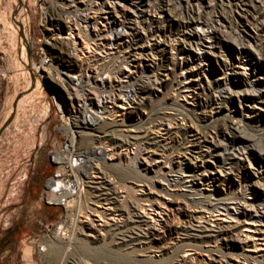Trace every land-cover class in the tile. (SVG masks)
Instances as JSON below:
<instances>
[{"label": "bare ground", "instance_id": "obj_1", "mask_svg": "<svg viewBox=\"0 0 264 264\" xmlns=\"http://www.w3.org/2000/svg\"><path fill=\"white\" fill-rule=\"evenodd\" d=\"M51 8L53 15L48 18L63 22L72 36L64 41L56 38L53 45L91 54L81 60L77 74L56 75L71 89L75 122L79 121L69 126L71 143L76 135L89 142L82 154L87 161L80 155L75 159L87 166L83 178L88 180L94 207L85 208L79 201L76 185L84 181L79 176L75 182L47 184L49 202L77 204L88 218L75 222L73 230L67 222L59 224L55 241L42 249L48 252L49 264H190L193 258L180 253L191 249L207 253V264H264V250L256 255L238 252L244 246L258 249V241L264 243V130L256 133L252 123L256 110L264 108V0H51ZM246 15V23L240 22ZM160 16L176 25L173 40L171 33L155 25L154 18ZM247 23L259 31L254 46L243 35L246 31H240ZM24 27V22L19 25L21 35ZM163 35L174 42L180 62H168L159 41ZM25 47L20 49L23 58ZM104 50L105 57L97 55ZM145 57H151L152 73L134 74L130 64L141 65ZM161 70L173 74L172 98L151 107L136 128L131 126L136 130H120L133 125L124 119L105 118L113 112L110 104L119 101L118 107L124 109L140 94L150 95L161 86ZM193 90L204 98L197 108L178 102ZM26 97H19L16 107ZM235 100L242 109L241 119L233 115L235 107H228ZM223 112L229 119L217 121L216 114ZM172 125L179 139L164 141L153 133L163 129L170 134ZM72 156L55 158L61 171L76 165ZM252 176L258 186L250 181ZM155 179L160 183L157 189ZM216 182L229 191L209 190ZM166 197L171 202L179 199L192 213L183 212L185 225L168 227L169 236L180 238L161 248L154 239ZM183 206L178 205V212L184 211ZM215 215L235 224L225 225L222 220L210 229L208 223ZM240 225L256 232L246 236L254 238L251 246L240 238ZM70 232L80 242L68 241ZM135 243L144 249L142 255L120 251ZM154 248L161 249L160 256L147 254Z\"/></svg>", "mask_w": 264, "mask_h": 264}, {"label": "rangeland", "instance_id": "obj_2", "mask_svg": "<svg viewBox=\"0 0 264 264\" xmlns=\"http://www.w3.org/2000/svg\"><path fill=\"white\" fill-rule=\"evenodd\" d=\"M219 1L227 3L228 1L237 2L239 0ZM18 2L17 0H0V15L2 16L0 22V58L4 59L9 69V80L2 85L0 97L4 107L0 120V130L14 113L12 122L0 135V264H49L48 252H44L42 249L46 245L50 246L55 241L59 224L67 222L73 230L75 222L88 219L86 216L84 217L83 211L79 210L77 204L69 206L67 203L55 204L49 202L47 184L52 180L75 182L78 176L83 178V172L87 170V166L83 162L77 161L76 156L80 155L83 161L84 159L87 161V158L82 154L88 150L89 142L84 143L76 135L73 145L71 143V135L68 129L72 124L79 123V121L75 122L76 109L71 98L72 91L69 86L57 79L56 73L61 72L62 77L63 71H67L71 75L77 74L81 60L86 59L85 56L87 57L89 53L74 52L70 47L53 45L56 38L64 41L72 36L63 22L58 23L57 19L48 18L51 14L53 15L51 0H24L23 3ZM110 8L112 7L110 6ZM246 18L249 19V15H246L245 18H239V21L246 23ZM164 21L163 16L156 18V20L154 18L155 25L162 26L171 33L170 39L173 40V34L177 32L176 25ZM23 22L25 27L23 35H21L19 25ZM243 25L245 28H242ZM98 26L102 27L100 24ZM240 31H246L242 32L243 35L250 37L251 45L254 46V38L259 34V31L248 23L242 24ZM78 41L82 43V39L78 38ZM159 41L160 45L166 49L165 55L168 62L170 60L180 62L181 56L172 47L174 42H169V38L164 35L159 38ZM229 44L232 48H235L233 43ZM22 45L26 46L24 58L20 50L23 47ZM91 47L94 50V45H91ZM92 50L90 49V51ZM105 52V50L97 52V55L105 57ZM227 54L231 55L229 52ZM42 55H45L46 59L49 60V65L40 66L39 62ZM89 55L91 56V54ZM23 59L28 65L23 63ZM145 59L141 65L136 61L130 64L129 67L134 74L138 75L143 70L152 73L151 57H145ZM38 68L40 69L38 70ZM158 74L163 83L161 86H156L150 95L140 94L134 103H127L124 109L118 107L121 105L119 101L110 104L108 106L109 110L113 112L105 118L124 119L127 123L133 125L122 127L120 130H136L134 126L137 125V122L141 123L140 121L147 115L151 107L155 108L172 98L170 84L173 74L170 72L165 73L162 70ZM33 83H36L35 87H33ZM33 90L35 92L30 95ZM198 93L197 90H193L190 95L179 97L177 100L190 108H197L204 99ZM25 96L27 97L14 111L13 105L16 98L21 97L23 99ZM237 103L238 100H235L228 107H235L233 108L236 109L233 115L236 119H241L243 113L241 106ZM242 108H246L245 105ZM256 111L258 116L252 123L254 128H257L255 129V131H258L256 133H260L264 130V108H259ZM122 113L127 114V116L123 118ZM215 117H218L216 120L219 122L229 119L224 112L216 114ZM143 126L151 127L149 125ZM154 130L151 129V131ZM174 132V125H172L170 134L169 130L163 129L155 130L153 133L159 139L169 141L170 139H179V136L175 135ZM188 139L191 140L189 137ZM67 154L73 155L72 161L74 164L76 162V165L74 167L67 166L65 170L61 171L55 158L67 157ZM155 157L157 156L155 155ZM157 160V164H159L160 160ZM96 163L94 162V164ZM89 173L92 175V171H89ZM215 174L213 172L212 176ZM54 176L59 178H54ZM87 181L85 178L81 185H76V188L79 191V196H81L79 199L81 204H84V207L90 204L89 207L91 208L94 205L90 201L88 187L85 183ZM155 181L154 186L157 189L160 183L156 179ZM250 181L258 186L255 183L257 181L255 177H250ZM213 185L215 187H210L209 190L229 191L227 186L222 185L220 182ZM139 192L138 195L141 194ZM157 198L161 200L159 196ZM70 200L68 199V201ZM167 200L171 199L166 197V202L164 201L166 206L162 207V214H159L157 218L161 227L157 228V236L154 239V242L160 243L159 247L161 248L171 247L173 242L180 238L178 235L169 236L168 227L170 225H185L187 222L184 219L183 212L185 214L192 213L190 209L179 202V199L176 202ZM178 205L183 206L184 211L179 210L178 212ZM148 212L151 213L150 210ZM215 217L208 223L210 229L215 228L222 220H224L223 224L225 225L235 224V221L230 223L228 219L216 215ZM178 218L181 221H178ZM102 221L101 223L104 224L103 219ZM17 226H19V232L10 239L6 232ZM238 234L242 240H246L251 246L254 238H247L246 236L255 235L256 232L248 228V225H240ZM72 235L73 233L70 232L69 237H67L68 241L71 240V243L76 238L73 239L74 236ZM75 241L80 242L77 239ZM75 241L73 243H77ZM258 242L260 245L258 249L244 246V249L238 252L256 255L264 250V243L262 241ZM210 246L213 248L215 244L212 243ZM143 250L142 246L135 243L122 248L120 251H127L132 255H142ZM160 250L154 248L147 254L158 257L161 255ZM229 253H234V249H230ZM74 256L78 258L77 255ZM180 256L186 259L193 258L190 264H207L209 260L208 254L199 249H191L188 253L182 251ZM238 259L240 261V258Z\"/></svg>", "mask_w": 264, "mask_h": 264}, {"label": "built area", "instance_id": "obj_3", "mask_svg": "<svg viewBox=\"0 0 264 264\" xmlns=\"http://www.w3.org/2000/svg\"><path fill=\"white\" fill-rule=\"evenodd\" d=\"M41 60L39 62L40 66H47L49 65L45 55H42ZM40 68H38L39 70ZM9 80V69L7 67L6 62L4 61V59L0 58V97L2 94V85L7 82ZM4 110V107L0 101V120H1V116H2V112ZM56 164V163H55ZM57 165V164H56ZM54 178H59L57 176H54Z\"/></svg>", "mask_w": 264, "mask_h": 264}, {"label": "water", "instance_id": "obj_4", "mask_svg": "<svg viewBox=\"0 0 264 264\" xmlns=\"http://www.w3.org/2000/svg\"><path fill=\"white\" fill-rule=\"evenodd\" d=\"M20 28H21V26H20ZM20 34H22V32L20 33ZM19 97H17L16 98V100L18 99ZM13 108H14V111H15V109H16V105L14 104L13 105ZM13 118H14V113H13V115L11 116V118L5 123V125L1 128V130H0V135L2 134V132H3V130L12 122V120H13Z\"/></svg>", "mask_w": 264, "mask_h": 264}, {"label": "trees", "instance_id": "obj_5", "mask_svg": "<svg viewBox=\"0 0 264 264\" xmlns=\"http://www.w3.org/2000/svg\"><path fill=\"white\" fill-rule=\"evenodd\" d=\"M19 226L13 228V229H10L6 232V235L9 236V238L11 239L15 234H17L19 231Z\"/></svg>", "mask_w": 264, "mask_h": 264}]
</instances>
